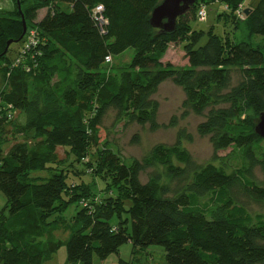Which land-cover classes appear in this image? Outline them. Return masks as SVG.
<instances>
[{"label":"trees","instance_id":"1","mask_svg":"<svg viewBox=\"0 0 264 264\" xmlns=\"http://www.w3.org/2000/svg\"><path fill=\"white\" fill-rule=\"evenodd\" d=\"M163 1L21 2L26 35L15 59L13 44L0 58L5 64L0 68V134L12 126L38 142H19L5 153L0 141V191L7 199L0 211V264H45L62 247L66 264H95V258L106 261L126 244L132 245V260L119 258L116 264H141L135 254L151 246L163 248L167 264H264V215H252L245 202L264 205V181L255 177L256 168L264 173V139L255 132L264 112V0L247 16V40L236 42L213 29L193 30L190 23L202 6L216 2L225 6L220 17L238 28L237 16L247 0H198L172 33L150 23ZM52 4L36 22L37 12ZM99 5L107 21L102 28L93 17ZM21 20L18 9L0 12V55L8 41L21 38ZM32 29L38 43L24 55L21 49ZM178 43L188 60L182 68L162 61ZM129 49L132 60L113 70V58ZM166 81L184 92L182 118L204 117L197 132L209 138L215 155L236 148L243 152L245 167L229 173L214 163L198 165L181 144L192 138L185 129L174 144H156L141 159L127 161L107 148L101 133L111 110L118 119L152 131L162 127L154 96ZM12 112L22 120H14ZM59 147L78 158L96 147V155L103 156L89 161L91 170L109 182L103 190L96 183L89 192L121 191L120 199L131 203L119 209L109 202L105 210L99 206L115 201L108 196L92 212L78 209L64 243L54 237L61 226L52 218L84 197L72 190L69 175L56 169ZM148 170L153 171L144 181ZM36 171L50 176L34 177Z\"/></svg>","mask_w":264,"mask_h":264},{"label":"rangeland","instance_id":"2","mask_svg":"<svg viewBox=\"0 0 264 264\" xmlns=\"http://www.w3.org/2000/svg\"><path fill=\"white\" fill-rule=\"evenodd\" d=\"M258 2L259 0H247L242 5L243 13H240L237 16L239 22L238 28H235L236 25L232 21L229 22L226 20V18L220 17V15L225 10V6L216 2L206 6L207 17L205 20L199 19L196 15L197 13L193 15L194 20H191V28L196 31L205 32L213 29L215 34L219 36L222 35L224 39H229L233 42L247 40L249 33L247 28L248 15H246L245 11L253 9ZM16 4V0H0V12L18 9ZM53 5L54 4L40 9L36 14V22L42 20L44 16L52 10ZM19 15L21 17L20 13ZM204 40L206 41V38ZM18 50H20V44H13L12 53L10 55L12 59L17 57ZM133 56L134 50L132 49L127 50L122 55L115 56L111 63L112 69L115 70L124 63H129ZM162 61L164 64L171 63L172 65L180 68L187 66L188 60L185 57L183 44H172L169 47L166 55L163 57ZM3 65H5L4 62H0V68ZM237 81L238 76L234 74V84H236ZM1 87L2 80L0 77V88ZM154 99L158 101L160 106L158 122L162 127L157 131H152L148 125L140 126L135 123H129L125 119H118L117 113L111 110L104 118L103 130L101 133V138L104 139L105 143H107V148L109 147V149L115 153H118L127 161L131 159H141L156 144H174L177 140L178 131L180 129H185L192 135V138L191 140L183 139L181 144L189 151L193 160L198 165L202 166L208 163H214L217 166L225 168L229 173H232L235 170L247 165L244 160L243 152L236 148H230L226 151H219L215 155L214 148L209 138L202 137L197 132V127L202 121H204V117L196 114H190L188 117L182 118V104L185 99V95L183 90L176 86L172 81L164 82L160 86L158 92L155 94ZM0 103H3L2 100H0ZM10 115H12L14 120H22V115L18 112H12ZM172 118H175L176 122L173 125H171ZM136 136L138 137V140L135 139ZM0 141L3 145L5 153H7L10 147L16 143L27 141L30 145H34L38 142L33 138L32 134L28 136L18 135L12 126H8L6 130L0 134ZM262 148L264 150V143ZM263 150L259 154L263 153ZM96 153V147H92L89 151L88 157L78 158L67 148L65 149L64 147H59L57 149L59 162L56 165V169L69 175L68 181L72 188H74L72 190H80L81 195L84 197V199L81 198L82 196L80 197L81 199L78 198V200H81L80 203L73 204L67 208L64 213L52 218L57 219L60 223L61 227L54 233V237L61 243L66 242L69 236L67 225L70 223L72 217L76 215L78 209L88 208L89 212H92L95 206H97L95 203H105L108 196L114 197L115 201H107V203L99 207H104L106 210L110 208L109 202H115L117 205H119V209L128 208L131 205L130 201L120 199L119 196H121V191H117L116 194L111 190H107L104 191V193L100 192L98 196H95V194L93 195L92 191L89 192V190H91L92 187L96 185V183L98 187L103 190L107 187V183L109 182V179L105 180L104 177L97 179V174L100 171L95 169V172L93 173L91 170L89 161H96L97 157L101 160V157L103 156L102 153L100 156H98V154L96 155ZM175 164H177V162H175ZM98 165L101 168V163ZM157 169L163 170L162 167H158ZM152 171L153 170H148L146 173L142 174V179L146 181ZM33 176L48 178L50 176V172L36 171L33 172ZM255 177L260 182L264 181V173L260 168H256ZM89 196L92 197V199ZM245 202L252 215H264V205L253 203L251 201ZM6 204L7 199L0 191V211L5 207ZM117 222L118 219L116 218L113 221V224H116ZM132 250V245L126 244L120 248L118 255H113L106 261H101L98 258H95L94 262L95 264H116L119 258L129 261L132 260ZM135 256H137V261L141 264H167L165 252L160 246H151L147 249V251L137 252ZM66 260V249L62 247L61 250L45 264H66Z\"/></svg>","mask_w":264,"mask_h":264},{"label":"water","instance_id":"3","mask_svg":"<svg viewBox=\"0 0 264 264\" xmlns=\"http://www.w3.org/2000/svg\"><path fill=\"white\" fill-rule=\"evenodd\" d=\"M22 1L23 0H16L17 7L23 21L22 36L19 40L8 41L6 49L4 53L0 55V58L8 53V50L12 44L20 42L26 35L27 24L21 10ZM197 1L198 0H164L153 10L150 23L155 29H159L164 33H172L176 29L178 18L188 13ZM245 12L246 15H249L251 10L249 9ZM255 132L264 139V112L261 114L260 120L255 126Z\"/></svg>","mask_w":264,"mask_h":264},{"label":"built area","instance_id":"4","mask_svg":"<svg viewBox=\"0 0 264 264\" xmlns=\"http://www.w3.org/2000/svg\"><path fill=\"white\" fill-rule=\"evenodd\" d=\"M103 11H104V7L99 5L97 6L94 10H93V17L95 19V21L98 23V25L102 28L104 25H106L107 21L105 19V17L103 16ZM243 13V10L241 9L239 11L238 14ZM197 17L201 20H205L207 17V8L202 6L198 13H197ZM37 31L36 30H31L29 32V34L27 35L25 44L23 46V48L21 49V53H23L24 55L30 50V48L32 46H35L38 43V37H37ZM21 61V59H19L17 61V63L19 64ZM107 62H111V57L107 58Z\"/></svg>","mask_w":264,"mask_h":264}]
</instances>
